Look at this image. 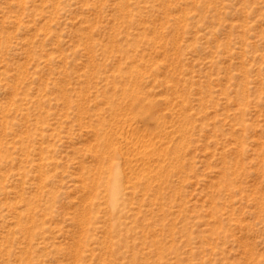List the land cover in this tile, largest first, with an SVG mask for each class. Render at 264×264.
Segmentation results:
<instances>
[{
    "label": "rangeland",
    "instance_id": "374dc122",
    "mask_svg": "<svg viewBox=\"0 0 264 264\" xmlns=\"http://www.w3.org/2000/svg\"><path fill=\"white\" fill-rule=\"evenodd\" d=\"M0 264H264V0H0Z\"/></svg>",
    "mask_w": 264,
    "mask_h": 264
},
{
    "label": "bare ground",
    "instance_id": "6f19581e",
    "mask_svg": "<svg viewBox=\"0 0 264 264\" xmlns=\"http://www.w3.org/2000/svg\"><path fill=\"white\" fill-rule=\"evenodd\" d=\"M116 172V171H115ZM114 178L112 179V183H110V197H109V204L111 205V208L116 207V202L118 201V194H117V180L116 177H118L117 173H113ZM119 193V192H118ZM118 203V202H117Z\"/></svg>",
    "mask_w": 264,
    "mask_h": 264
}]
</instances>
